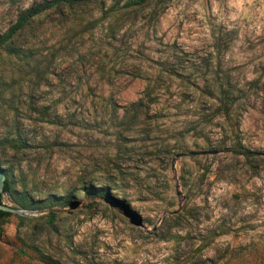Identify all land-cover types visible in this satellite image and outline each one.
<instances>
[{
    "label": "rangeland",
    "instance_id": "374dc122",
    "mask_svg": "<svg viewBox=\"0 0 264 264\" xmlns=\"http://www.w3.org/2000/svg\"><path fill=\"white\" fill-rule=\"evenodd\" d=\"M125 1L0 46V264H264V0Z\"/></svg>",
    "mask_w": 264,
    "mask_h": 264
},
{
    "label": "trees",
    "instance_id": "16d2710c",
    "mask_svg": "<svg viewBox=\"0 0 264 264\" xmlns=\"http://www.w3.org/2000/svg\"><path fill=\"white\" fill-rule=\"evenodd\" d=\"M81 1H88V0H81ZM151 0H126L124 4V8H136L140 7L142 5H145ZM67 3L72 5L73 0H51V1H46L43 4L36 5L34 7H31L27 10H25L21 15L18 17L17 21L15 24H13L3 35H0V46L2 45H8L11 39L14 37L17 31L23 29L30 20H32L35 16H37L39 13H41L43 10L52 8L55 6H58L61 3ZM142 103V100H138L135 102L133 105L137 106ZM4 143H12V140L8 139H3ZM13 146H17V144H12ZM248 155H254L250 154L249 152L247 153ZM7 165L6 163L0 162V171L5 175V180H4V186H3V191L2 193H5L9 196L11 201H13L19 208L21 209H29L31 207V203L29 202V199L27 196L23 194V191L21 190L20 192H16L12 188V184L10 182V174L12 172L11 167L9 165L7 166L6 170H3L2 165ZM0 193V198L1 194ZM11 213L7 211L0 210V222L4 221L8 216H10ZM45 264H58L57 262H53L49 260V258H46L45 256H41Z\"/></svg>",
    "mask_w": 264,
    "mask_h": 264
},
{
    "label": "water",
    "instance_id": "95a60500",
    "mask_svg": "<svg viewBox=\"0 0 264 264\" xmlns=\"http://www.w3.org/2000/svg\"><path fill=\"white\" fill-rule=\"evenodd\" d=\"M250 154H255V155H263L262 153L260 152H254V151H249ZM192 154H196L195 152H192ZM4 180H5V175L0 171V193H2L3 191V186H4ZM0 210H3V211H7V212H10L12 211L13 209L11 208H7L5 206H3L2 204H0ZM133 223L135 225H141L142 223V220L139 216H135L133 218Z\"/></svg>",
    "mask_w": 264,
    "mask_h": 264
}]
</instances>
